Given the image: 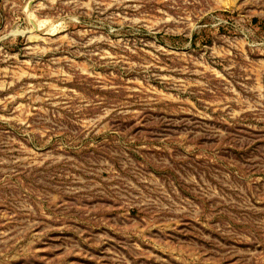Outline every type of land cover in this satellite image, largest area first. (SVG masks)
<instances>
[{
	"label": "rangeland",
	"instance_id": "rangeland-1",
	"mask_svg": "<svg viewBox=\"0 0 264 264\" xmlns=\"http://www.w3.org/2000/svg\"><path fill=\"white\" fill-rule=\"evenodd\" d=\"M0 264H264V0H0Z\"/></svg>",
	"mask_w": 264,
	"mask_h": 264
}]
</instances>
